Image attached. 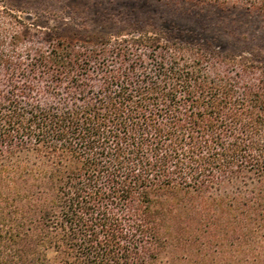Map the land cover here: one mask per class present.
<instances>
[{
  "label": "trees",
  "instance_id": "1",
  "mask_svg": "<svg viewBox=\"0 0 264 264\" xmlns=\"http://www.w3.org/2000/svg\"><path fill=\"white\" fill-rule=\"evenodd\" d=\"M68 11L0 0V264H264V52Z\"/></svg>",
  "mask_w": 264,
  "mask_h": 264
},
{
  "label": "rangeland",
  "instance_id": "2",
  "mask_svg": "<svg viewBox=\"0 0 264 264\" xmlns=\"http://www.w3.org/2000/svg\"><path fill=\"white\" fill-rule=\"evenodd\" d=\"M6 1L21 15L40 22L42 26H47L48 21L44 11L60 12L66 9L69 10L68 16L86 20L91 29L100 34L114 31L119 24L133 18L155 21L165 30L202 35L206 39L215 36L222 43H228L227 48L236 52L253 49L264 52V15L250 13L241 6L222 9L165 0Z\"/></svg>",
  "mask_w": 264,
  "mask_h": 264
}]
</instances>
